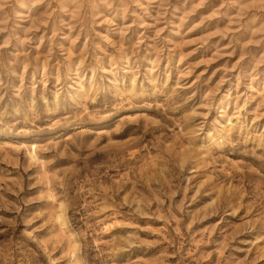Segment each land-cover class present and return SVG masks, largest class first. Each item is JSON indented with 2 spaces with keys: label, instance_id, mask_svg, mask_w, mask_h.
Masks as SVG:
<instances>
[{
  "label": "rangeland",
  "instance_id": "obj_1",
  "mask_svg": "<svg viewBox=\"0 0 264 264\" xmlns=\"http://www.w3.org/2000/svg\"><path fill=\"white\" fill-rule=\"evenodd\" d=\"M0 264H264V0H0Z\"/></svg>",
  "mask_w": 264,
  "mask_h": 264
},
{
  "label": "bare ground",
  "instance_id": "obj_2",
  "mask_svg": "<svg viewBox=\"0 0 264 264\" xmlns=\"http://www.w3.org/2000/svg\"><path fill=\"white\" fill-rule=\"evenodd\" d=\"M33 154H34V153H33ZM33 154H32V155H33ZM30 155H31V154H30ZM32 158H33V156H32Z\"/></svg>",
  "mask_w": 264,
  "mask_h": 264
}]
</instances>
